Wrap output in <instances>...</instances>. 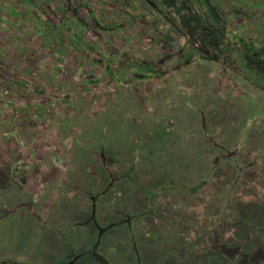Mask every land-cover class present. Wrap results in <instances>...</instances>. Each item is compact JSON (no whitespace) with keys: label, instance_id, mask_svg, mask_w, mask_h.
Returning <instances> with one entry per match:
<instances>
[{"label":"rangeland","instance_id":"1","mask_svg":"<svg viewBox=\"0 0 264 264\" xmlns=\"http://www.w3.org/2000/svg\"><path fill=\"white\" fill-rule=\"evenodd\" d=\"M178 1L180 5L175 7L173 5L170 12L178 25H167L161 17L154 16V19L150 14H145L150 30H145L149 36L143 38L145 39L143 43L137 45L135 41H131L126 31L120 33L121 36L126 35L128 41L133 43L136 56H143L145 46L150 52L157 50L156 46L149 44L151 29L154 28L172 47L174 45L180 47L178 29L180 18L177 14L176 18L175 11L180 9L182 1L174 2ZM218 1L222 12H231L232 0ZM195 2L196 5L192 7L195 17L202 24L208 23L210 26L212 17H215L214 13L206 12L203 18L197 16V11H202V8L199 1ZM157 3L159 4L158 0ZM183 5L185 6L184 3ZM20 7L33 12L29 14L26 24L20 23L18 16H15ZM51 8L52 11H48V6L29 0H8L0 7L1 11L4 9L0 14V38L5 36V31H13L18 38L27 39L22 43L21 40H16L13 48L11 50L9 48L7 56L0 55V256L15 258L19 261L16 264H67L72 259H76L78 264H92L95 257L100 260L99 264H131L127 259L133 256L130 254L131 241H127L126 235L121 236L119 232H113L110 246L107 248L108 254L106 250L102 252L106 246H99L103 240L100 236L103 234L106 219L101 208H95V202L101 186L103 188L100 179L105 175L97 172L98 169L95 167L89 166L85 170L84 162L89 160L94 163L99 158L108 169L112 168L117 172L125 169L131 171L128 160L134 144L138 141L143 146L144 143L151 141V137H155L162 144L170 140L183 143V149L187 153L197 152L206 155V151L210 154L225 152L224 157L232 160L234 164L237 159L250 163L248 167L252 168L249 175L257 173L259 175L254 179L243 175L233 183L227 182L226 174L220 171L218 175L215 173V176L211 177V181L205 182V186H202L197 194L173 191L168 196V192L161 193L163 195L160 194V198L157 199L154 212L146 219L144 217L140 219L141 221L150 219L158 235L148 233L143 235L148 240L147 246L152 249L144 251V254L136 252L139 255L138 260L141 256L137 264H181L184 258L178 256L180 249L190 254L184 263L210 264L209 261L204 262L200 256L202 252L207 254L208 245L187 242L184 240L187 232L182 231L181 237L175 232L163 229L168 215L174 214L171 206L177 203V199L178 205L190 201L198 203L204 201L205 197L208 198L209 189L213 188L217 196L209 201L211 206H208V209L201 206V212L195 216L200 222L197 223L194 217L192 220L187 219L186 223L196 222L202 232L205 231L204 236L208 237L206 233L208 229L209 235L214 239L216 238L214 236L220 235L221 240H227L228 232L230 236L228 240L233 241L232 237L239 232L241 235L239 238L244 242L243 246L249 243L250 240L242 235L246 233L242 222L239 227L231 224L233 222L223 226L221 220L236 204H242L241 207L239 205L238 219L244 222L247 220L245 217H249L257 208L262 207L260 201L264 196L259 180L261 182L264 180V168L259 164L263 162L264 165V148H261V143L246 144L241 139V132L238 135L234 133L233 128L240 125L244 118L240 114L242 106L236 102L243 100L246 95L245 102L248 99L252 102L253 96L250 93L255 92V89L257 95L264 93V89L261 88V84L264 86V75H256L260 84L257 83L255 86L249 84L248 79H244L249 82L245 86L243 84L245 81L238 79L232 70L222 64L209 62L211 75L207 77L212 79L204 78L202 82L206 83V87L211 85L214 88L213 91L204 93L205 96L213 95L214 98L210 97L211 104L206 106L202 100L204 96L193 86L187 85L186 88L180 86L188 82L184 80L183 77L186 75L184 76L180 69L175 71L168 64L169 66L161 68L160 76L146 75L151 74L156 65L149 66L143 59V64L135 62L129 64L134 65L132 67L135 72L143 73L133 79L131 74H127L128 71L120 68L118 49L112 44L116 42L115 38L96 27L87 26L86 29L81 27L80 33L88 42L97 45L106 53L107 45L112 47L111 54L116 57V63L112 64L115 77L112 78L107 75L108 71L105 69L107 65H104L101 58L97 60L100 64H94V68L91 69L87 63L79 62V51L70 42L71 35L75 37L72 33L73 28L71 31L67 27L61 30L62 27H58V24L63 22L61 9L57 2H52ZM10 9H15L16 13H10ZM35 16L39 20L36 21ZM229 21L231 25L237 26L242 21L248 22L249 19L247 15L243 18L237 15L231 17ZM33 24L38 27L32 28ZM28 27L30 28L26 31ZM44 28L52 30L56 35L59 34V37L62 36V39H59L67 41L65 46L68 45V51L58 48L54 37L48 45L49 38ZM225 49L229 50V47ZM237 58L241 59L238 62L242 63V67L246 65L245 61L248 59L245 60L243 56ZM27 60L34 66H26ZM195 64L196 62L192 65ZM250 64L259 68L257 69L259 71L264 69L262 59L252 61ZM126 69L129 70L130 67L127 66ZM198 70L202 77L204 70L202 68ZM36 72H39L37 74V83L41 85L39 90L34 88ZM49 72L53 74L52 77H49ZM82 73L84 75L79 76ZM13 80H17V83ZM195 80L199 81L198 78ZM66 83L71 87L77 86V91L74 94L68 92L69 86ZM179 86L187 91L186 94L181 93ZM12 87H17L16 92L11 93ZM68 93L71 96H68ZM221 93L226 96L227 101ZM76 97L78 99H75ZM73 100L79 102L74 101L75 104H71ZM83 100L85 106L78 108L81 105L80 101ZM87 107L91 109H86ZM203 108L206 109L205 112L207 111L206 115ZM249 108L251 109H247L246 112L253 115L251 119H258V116L261 118L264 115V112L259 115L257 111L259 106ZM76 111L79 114L74 116ZM165 114L174 116L164 122L166 126L167 123L170 124L171 131L164 127L159 129L157 126L160 124V117L166 118ZM248 114L246 113V116ZM28 122L35 126L28 127ZM243 124L249 126L250 123ZM241 130L243 131V127ZM244 139L247 140L245 137ZM45 155L48 160L44 159ZM17 161H27L30 165L27 169L15 168L14 163ZM29 168L32 171L38 169L37 175L29 176ZM15 172V177H12ZM24 177L25 179H21ZM93 177L98 180L92 181ZM217 178L220 182H217ZM142 183L148 185L149 181L144 178ZM248 184L256 191L255 193L246 192ZM130 195L134 201L138 199L143 202L145 197L137 192H131ZM85 206L91 207L90 211H87ZM197 207L199 208L198 205ZM28 211H36V214ZM259 224L261 223L247 225L250 227V229L246 227L247 233L249 230H257ZM225 227L228 229L225 230ZM216 242L218 243L217 239ZM136 245L135 242V247ZM253 246L257 247L260 253L264 250L262 243L254 242ZM136 249L140 250L138 247ZM205 259L208 257L205 256Z\"/></svg>","mask_w":264,"mask_h":264},{"label":"trees","instance_id":"2","mask_svg":"<svg viewBox=\"0 0 264 264\" xmlns=\"http://www.w3.org/2000/svg\"><path fill=\"white\" fill-rule=\"evenodd\" d=\"M7 1L8 0H0V7ZM29 1H33L36 4L42 3L44 6H48V11H52V2H57L59 9H61V19L63 21L58 24V27H62L61 30L69 28L70 31L71 28H73L72 33H74L75 37L71 35L70 42L72 45L74 44L76 46V49L79 51V62L81 61L82 63H87L91 66V69L92 67L94 68V64H100L97 62V58H101L103 59L104 65H107V68H105L106 71H108L107 75L112 78L115 77L114 69H112V64L116 63V59H114L115 55L111 54L110 46L107 45L106 48L108 49V52L106 53L105 50L100 49L97 45L88 42L80 33L82 32L81 27H85V29L87 26L96 27L99 31L114 37V40H116V42L114 41L112 42V44L115 45L114 47L116 49H118V63L120 65V68L121 70H126V72L128 71L127 74H131L133 79L137 78V76L143 75V73L135 72L133 70L134 67H132L134 65L131 66L129 64H132L134 62L137 64H143V59L148 62L147 65L149 66H152V64L156 65V68L152 70V73H146V75L160 76L161 68L163 66H169L168 64H170L172 69L175 71L180 69L181 72L184 73V76L186 75L185 77H183L184 80L188 81L186 85L180 86H184L185 88L187 87V85L193 86L197 90V92L204 96L202 100L205 102L204 105L206 106H210L211 104L210 97L214 98L213 95L205 96L206 92L209 93L210 91H213L214 88H212L211 85L206 87V83L202 82L204 78L212 79V77H207L211 75L208 67L209 62H206L207 58L212 59L215 63L222 64L228 69H230L231 66V68L237 72L236 74L238 79H248L250 83L244 80L245 82L243 84L245 86L248 85V83L254 86L257 83L260 84V80H257L258 78L256 77V75H264V69L259 71L257 70L259 68H255L250 64V62H256L258 59H262L264 61V40H262L264 39V0H232L233 2L231 3L233 6L231 12H222L220 7L221 4L218 0H197L199 1L202 8V11H197L196 9L198 14L197 16L200 15L203 18L205 17L204 15H206V12L214 13L215 17H212L210 26H208V23L207 25L202 24V22H199L197 17H195L192 7L196 5V0H181L182 6L178 11H175V16L177 14L178 18H180V27L178 28L180 31V47L175 45L172 47V45L165 41L163 39L164 37H162V35H160L158 31H156V28H154L151 29L152 35L150 37L149 44L156 46L157 50L155 52H150V49L145 46L143 48V56H136L135 49H133V43H130L127 37H129L131 41H135V43H137L138 45L140 43H143V41L145 40L143 38L149 36V34H146L147 31L145 32V30H150L149 25L147 24L148 22H146L147 18H145V14H150V16L154 19L155 17L158 18L159 16L161 17V20L164 21L167 25H178L175 23L176 21L170 12L173 5L174 7L180 5L179 1L174 2L175 0H158L159 4L157 3V0ZM145 2H147L148 5L143 6L142 3ZM183 3L185 4V6L183 5ZM239 6H242V8ZM3 11H1L0 9V14ZM16 12L18 13L15 16H18L20 23L22 24H26V21L29 18V14L33 13L30 10L24 9V7H20V10ZM16 12L15 9H10V13L15 14ZM237 15L240 18H243L245 15H247L249 21H242V23L237 26L231 25L229 20L231 19V17H235ZM34 18L36 21L39 20L36 18V16ZM250 24H252L251 28L253 29V31H257L253 33L255 35V37L253 38H250V36H248L249 32L247 30ZM73 26L76 27L74 28ZM33 27L37 28L38 26L34 25L32 26V28ZM29 28L30 27L26 28V31H28ZM44 31H46L48 34V45L51 39L54 37L53 40L56 39L58 48H61L62 51L63 49L64 51H68V45L65 46L67 41L65 42L63 40H60L62 39V36L59 37V34L56 35V33H53V31L48 28H44ZM123 31H126L127 37L126 35H120V33H122ZM207 31L212 32L211 34H208L206 33ZM259 34H262L263 38H259ZM16 40H21L20 42L22 43V41H26L27 39L22 40V38H18L13 34V31H5V36L0 38V55L7 56L9 54V48L10 50L11 48H13L12 46L17 42ZM9 45H11V47H8ZM228 47L229 50L225 49ZM238 56H243L245 60L248 59L247 61H245L246 65H243V67L242 63L238 62L241 60L237 58ZM156 60L158 61L156 62ZM194 62H196L195 66L192 65ZM25 65L34 66L30 64L29 60H27V63H25ZM127 66L130 67L129 70L126 69ZM78 67L81 68L80 66ZM235 67L236 69H234ZM198 68H202L204 70V75L202 77H200L201 75H199L200 70H198ZM36 70H38L37 67ZM49 73V77H52L53 74H51V72ZM37 74H39V72H36V76L34 79V85L36 86L34 88L39 90L41 85L37 83ZM82 75H84V73L80 74L79 76ZM196 78H198L199 81H196ZM13 81L14 83H17V80ZM199 82L202 83V85ZM66 85H68V83H66ZM249 88L250 87H248V89ZM251 88L255 89V87ZM261 88L264 89V86L262 84ZM180 90L183 94H186L187 92L181 87ZM69 91H71L70 93L73 92L72 94H74L77 91V86L71 87L70 85L68 87V92ZM70 93H68L67 95L69 96ZM250 94H252L253 96L252 102H250V99L247 100L248 104L247 101L245 102V98L247 95L243 100L238 101V103L236 102L237 105L239 104L240 106H242V108L240 109V114H242L244 118L242 119L240 125L234 127L233 130L234 133H238V135L239 132H241V139L244 140L246 144L256 145L257 143H261L260 146L263 149L264 115H262L261 118H259L258 116V119H251L253 115H249L246 111L247 109H251L249 108L250 106H253V108H258L259 106V110L255 109L258 111L259 115L261 114V112H264V93L257 95L258 93L255 89V92H251ZM221 95L224 96L222 93ZM224 98L227 101L226 96H224ZM75 99L78 98L76 97ZM74 101H77V103L79 102V100H73L71 101V104H75ZM80 103L81 105L78 106V108L82 107V105L85 106L84 100L80 101ZM256 103H258V105H254ZM212 105H214L213 102ZM106 106L108 107V104H106ZM88 108L90 107H87L86 109ZM78 110L79 109H77V111ZM203 110L204 115H206V109L203 108ZM77 111L75 112L74 116L79 114L77 113ZM246 113L248 114L247 116H250V118L246 116ZM172 114L170 116L168 114H165L166 118H164V116L160 117V124L157 125L159 126V129L161 127H164L166 130L171 131L170 124L167 123L166 126L164 122H166L168 118L170 119L174 117ZM246 122L250 123L249 126H245L243 124ZM27 126L34 127L35 124H29ZM242 127L243 131L241 130ZM154 135H156V132ZM244 137L247 140H245ZM150 140L151 141L149 143H144L143 146L142 143H139L138 141H136V143L134 144L132 148V154L130 156V159L128 160L131 171L125 169L117 172L112 168L108 169L106 167V164L99 158L98 160L96 159L94 163H91L89 160L84 162L85 170H87L89 166L95 167L98 169L97 172L100 171L101 174L105 175L100 179V181L103 183V188L101 186L100 191L97 194L99 196L97 198V201L95 202V208H101V210L105 214L106 219L105 228L102 231L103 234L100 236V238L103 240H101L99 246H106L102 252H104L105 250L107 252V248H109L112 240L111 235L113 234V232H119V235L121 236L126 235V239H130H127V241H131L132 250H130V254H133V256H129V258H127L129 263L131 264H137L139 262L141 256L138 260V252H140L138 254H144V251H149L150 249H152V247L147 246L148 240L145 239L143 235L145 233L154 236L158 235V232L156 230L154 231L156 227H152L150 219L146 221H141L140 219L141 217H144L146 219V217H148L150 213L154 212L153 209L154 207H156L158 202L157 199L160 198L161 193L168 192V196L173 191H182L197 194L200 191L201 187L205 186V182L207 183L211 181V177H214L215 173L216 175H218L220 171H224V173L226 174L225 178L227 179V182L233 181V183H236L237 180L243 175L249 179L257 178L259 175V173L249 175V170L252 168V166L248 167L250 163L237 159L236 164H234L232 160L224 157L225 152H215L210 154L206 151V155L199 154L197 152L187 153L183 149V143H180L176 140H170V142H166V144H162L161 141H157L155 137H151ZM255 158L258 160L257 156ZM262 163L263 162H261V165L259 164V166L261 168H264V165ZM259 166L257 167L258 170ZM93 171L94 169L92 168V172ZM12 177H15L14 174ZM100 177L101 176H99V178ZM144 178L149 181L148 185H144L142 183ZM95 179L96 178L93 177L92 181H95ZM217 182H220L219 178H217ZM249 184L246 187V192L252 191L253 193H255L256 191H254L252 187H249ZM259 186H261V193L264 196V180H262V182L261 180H259ZM131 192L143 194V196H145L143 202L141 200L139 201L138 199H135V201L131 199ZM208 194V198L205 197L204 201L198 203L190 201L188 203L178 205L179 200L177 199V203H175L174 206H171L174 214L168 215L166 221L164 222L163 230L175 232L176 235L179 234V236L181 237L183 236L181 235L182 231L183 233L187 232L185 234L187 237L184 239L187 242L191 241L194 243V245H208L209 248L207 250V254H204L202 252V255H200L203 258L204 262L209 261L210 264H264V250L260 253V250L257 249V247L254 248L255 246H253L254 242L256 244L262 243L264 245V210H262L264 209V197L260 201V205L262 207L257 208L255 213L251 214L249 217H245V219H247L245 222L238 219L240 204H236L231 211L229 210V212L225 213L224 217L221 220L223 221V226H225L226 224L228 225L230 222H233L231 223L233 225H238V227L240 226V222H242V225H245L243 226L245 227L243 228V230L246 233L241 234L248 238L250 242L246 243L243 246L242 243L244 242L241 241L243 240L242 238H239V236L241 235L239 232H237L238 229L236 231V235L232 237L233 241H231V239L228 240L229 233L227 231V240H221L220 235L214 236L216 237L215 239L213 238V236H210L208 233V229L206 231L208 237L204 236L205 231L202 232V229L196 224V222L188 224L186 223L187 219L191 218L190 220H192L197 214H199L202 210V207L204 209H208V206H211L209 201L211 200V198L213 199L215 196H217L215 188L209 189ZM168 196L164 195V197ZM197 205L199 206V208L197 207ZM85 208L88 209L87 211H90L91 209V207L87 206H85ZM236 217L238 220L236 219ZM195 221H197L198 223L200 222V219L197 217ZM255 223H261L259 224L258 229H255L253 231L249 230L247 233L246 227L250 229V227L247 225H254ZM226 228L227 227H225V230L228 229ZM216 239L218 240V243L216 242ZM105 242L106 244L104 245ZM135 242L137 243L136 247H138L140 250L136 249ZM95 244L96 242L94 240L93 245ZM108 253L109 251L107 252V254ZM204 255L208 257L207 260L205 259ZM178 256L184 258V261L190 257V254H187L186 251L182 252V250L180 249ZM95 258L92 261V264H99L100 260ZM160 260H162V256ZM183 261L181 264H187ZM18 262L19 261H17L15 258L11 259L3 255L0 256V264H16ZM67 264H78V262L76 259H72L67 262Z\"/></svg>","mask_w":264,"mask_h":264},{"label":"crops","instance_id":"3","mask_svg":"<svg viewBox=\"0 0 264 264\" xmlns=\"http://www.w3.org/2000/svg\"><path fill=\"white\" fill-rule=\"evenodd\" d=\"M10 85V84H9ZM16 88L17 87H12V92L11 93H14V92H16ZM19 90V89H18ZM14 91V92H13ZM44 159L45 160H48V157H46V155L44 156ZM14 163V162H13ZM30 163V162H29ZM29 163H27V161H25V162H23V161H17L16 163H14L15 164V168H25V169H27L28 167H29ZM28 166V167H27ZM31 168H29V170H30ZM32 170H30V172H29V176H36L37 175V172H38V169H35V170H33L32 172H31ZM15 174H16V172L14 173V176H15ZM21 179H25V177L24 178H21ZM21 189H22V187H21ZM20 189V190H21ZM30 201V200H29ZM38 209V208H37ZM37 211V210H36ZM36 211H28V213H35L36 214ZM27 212H26V214H28Z\"/></svg>","mask_w":264,"mask_h":264},{"label":"flooded vegetation","instance_id":"4","mask_svg":"<svg viewBox=\"0 0 264 264\" xmlns=\"http://www.w3.org/2000/svg\"><path fill=\"white\" fill-rule=\"evenodd\" d=\"M152 5V4H151ZM95 23V22H94ZM252 27V24H250V27L248 28V36H250V38H253V37H255V35L253 34L254 32H257V31H253V29L251 28ZM255 30V29H254ZM253 34V35H252ZM259 36V38L260 37H262V34H259L258 35ZM264 36V35H263ZM263 38V37H262ZM262 40H264V39H262ZM264 42V41H263ZM262 45V44H261ZM115 45H113V47H114ZM105 47V46H104ZM112 47L110 46V49H111ZM116 57H114V59H115ZM117 58H119V57H117ZM97 60H98V58H97ZM206 61V60H205ZM211 61H213L212 59H208L207 58V61L206 62H211ZM234 69H236V67L234 68ZM230 70H232V72H234L235 73V75H237L236 73V71L235 70H233L232 68H231V66H230Z\"/></svg>","mask_w":264,"mask_h":264}]
</instances>
